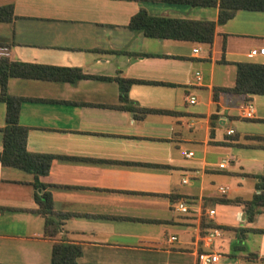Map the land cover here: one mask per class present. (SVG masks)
I'll return each instance as SVG.
<instances>
[{"label":"crops","instance_id":"crops-1","mask_svg":"<svg viewBox=\"0 0 264 264\" xmlns=\"http://www.w3.org/2000/svg\"><path fill=\"white\" fill-rule=\"evenodd\" d=\"M8 5L0 57L82 76L7 79V94L25 99L17 117L25 149L54 156L38 180L52 209L69 216L54 238L43 236V219L31 211L33 175L0 164V264H50L54 242L78 245L76 264H197L200 253L217 254L216 264H264V206L248 221L242 203L262 172L264 95L218 92L212 100L213 87L233 86L235 62L264 64V53L249 54L264 48V12L237 10L204 44L148 38L127 24L140 9L215 22L217 6L0 0ZM117 78L137 80L125 101ZM246 101L251 118L240 114ZM4 111L0 101V152ZM178 201L187 213L173 210ZM214 227L219 234L206 241Z\"/></svg>","mask_w":264,"mask_h":264},{"label":"trees","instance_id":"trees-1","mask_svg":"<svg viewBox=\"0 0 264 264\" xmlns=\"http://www.w3.org/2000/svg\"><path fill=\"white\" fill-rule=\"evenodd\" d=\"M173 3H183L190 6H217L215 22L207 20H193L166 16H153L144 9H140L129 19L127 27L131 30H140L148 38H163L181 41H192L210 44L214 25L222 24L230 19L237 10L264 12V0H163ZM12 18L11 6L0 7V22H8ZM235 79L231 87H213L212 100L217 99V93L242 96L247 100L251 95H264V64L255 62H235ZM77 70L39 65L25 62L10 61L0 57V101L4 103V125L2 132V149L0 164L17 168L33 175L31 183L35 209L31 211L43 219V236L54 238L63 220L69 215L57 213L52 209L50 192L46 184L38 180L49 169L53 155L44 153H31L25 149L26 128L18 124V111L23 97L7 94L6 84L9 77L36 78L48 80H73L81 77ZM137 80L117 78L119 98L126 100L129 85ZM121 108L135 112L133 107ZM140 111L164 112L143 109ZM215 114L209 116L213 126ZM212 133V132H211ZM264 149V146L262 147ZM258 180L254 183L255 192L244 204L245 217L250 221L256 211L255 206H264V162L262 172L254 175ZM40 190L39 193L36 190ZM80 247L67 242H54L51 247L50 264H76L80 255Z\"/></svg>","mask_w":264,"mask_h":264},{"label":"built area","instance_id":"built-area-1","mask_svg":"<svg viewBox=\"0 0 264 264\" xmlns=\"http://www.w3.org/2000/svg\"><path fill=\"white\" fill-rule=\"evenodd\" d=\"M193 52L197 51L196 48L192 49ZM264 53V48H259V49H252L249 51L250 55H256V54H262ZM196 78H198V73H196ZM186 101L188 103H193L194 102V97L188 96ZM240 114L244 118H251L253 115V106L249 101H246L245 103L241 104L239 106ZM232 133L231 129L226 130V134ZM185 157H190L192 155L191 151H187L183 153ZM218 167L222 168L224 167L223 162L218 164ZM186 180L183 179L182 182H185ZM222 192V190H220ZM173 210L180 212V213H187L188 212V207L185 205L184 202L178 201L173 204ZM214 214L213 209H208L207 210V217L211 218ZM220 230L218 228H210L206 234H205V239L206 241H210L213 236L218 235ZM175 240L174 236L168 237L167 241H173ZM218 261V255L217 254H212V253H200L197 255V264H216Z\"/></svg>","mask_w":264,"mask_h":264},{"label":"water","instance_id":"water-1","mask_svg":"<svg viewBox=\"0 0 264 264\" xmlns=\"http://www.w3.org/2000/svg\"><path fill=\"white\" fill-rule=\"evenodd\" d=\"M39 190V189H38Z\"/></svg>","mask_w":264,"mask_h":264}]
</instances>
